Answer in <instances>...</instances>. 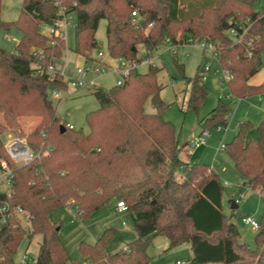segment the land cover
Segmentation results:
<instances>
[{"label":"trees","instance_id":"obj_1","mask_svg":"<svg viewBox=\"0 0 264 264\" xmlns=\"http://www.w3.org/2000/svg\"><path fill=\"white\" fill-rule=\"evenodd\" d=\"M193 1L198 5L185 9V0H61L75 13V52L86 61L98 48L96 33L106 20L110 59L141 64L159 45L177 41L179 34V45L189 39L218 42L219 65L232 76L230 95L241 100L264 94V84H249L263 66L264 10L255 12L257 0ZM1 7L2 0L0 29H17L22 38L12 52L0 48V162L13 168L11 200L25 211L32 232L18 218L0 225V264H12L23 240L35 235L43 240L36 264H150L148 249L157 237L166 238L169 249L189 244L196 264H264V217L256 230L257 248L239 243V230L223 210L222 181L209 166L182 160L176 128L162 117L163 102L156 113L145 111L147 101L161 91L159 70L152 63L148 73L135 72L122 86L96 90L100 108L86 117L89 131L70 129L60 122L48 96L50 87L65 91L69 86L42 69L66 48L61 39L41 31L55 23L57 9L49 0H23L20 18L5 23ZM245 24L250 28L237 42L229 32H241ZM139 45L146 48V58L139 57ZM187 81L188 109L197 112L208 96L200 67ZM229 114L228 106L219 102L202 129L227 127ZM20 117L42 119L27 139L33 151L49 150L26 166L9 160L2 139L7 130L25 135ZM250 129V123H239L224 150L249 189L264 191V131L259 130L261 140L247 142ZM113 201L127 205L137 239L110 254L117 232L108 229L95 243L80 244L82 260H70L51 214L71 203L88 220Z\"/></svg>","mask_w":264,"mask_h":264},{"label":"rangeland","instance_id":"obj_2","mask_svg":"<svg viewBox=\"0 0 264 264\" xmlns=\"http://www.w3.org/2000/svg\"><path fill=\"white\" fill-rule=\"evenodd\" d=\"M197 6L198 3L193 0H185V9L190 4ZM1 18L6 23H13L20 18L23 0H2ZM193 6V7H194ZM256 11L264 10V0H257L253 4ZM190 11V10H189ZM76 17L75 14L66 28L65 46L69 55L70 66L84 64L82 57H76ZM107 21L101 20L96 33L98 48L92 51L91 55L96 56L99 50L107 56ZM46 33L45 28L42 29ZM21 33L17 29L5 31L0 29V48L8 51H14L16 45L21 39ZM181 34L177 41L173 42L179 45ZM176 46L174 51L170 48L168 42L159 45L151 54L150 61L159 71L157 82L161 86L158 98L164 104L162 117L164 120L172 123L177 132L178 147L182 148L181 158L186 163L206 164L212 167L214 174L219 177L224 186V213L235 224L239 230V243L247 244L251 249H256L255 242L256 230L250 225L245 224L243 218H251L260 224L264 217V196L259 192L248 193L246 189H241L244 179L237 172L234 163L229 158L227 152L220 151V147L226 146L233 139L238 125L250 123L251 129L247 134V142H256L261 140L260 129L264 131V94L252 96L246 99L237 100L230 95L227 84H222L220 75H217L219 60L208 52H203L196 44ZM139 57L146 58L147 51L143 45L137 47ZM65 54V51H64ZM110 67H116L118 61L106 57ZM263 66L260 71L250 79V84L259 86L264 84V53L261 56ZM200 66V74L205 75L203 84L208 89V96L200 109L195 112L188 109V99L191 91V85L187 79H193ZM208 66L209 71L205 72L204 67ZM149 71V65H142L138 73L146 74ZM118 76L107 69V73L96 80V86L75 90L69 87L67 90L60 91L62 100L53 98L54 88L48 90L49 101L56 110V115L60 122L72 126L75 130L89 131L87 124V115L97 111L100 108L99 102L94 96L96 90L108 91L116 86ZM155 98L149 99L145 104V111L150 114L157 112L154 106ZM219 102H223L229 108L228 126L223 127L222 131H217V125L210 127L211 138L207 145L188 152L189 143L202 132V122L210 115L212 110L217 107ZM42 119L40 117H20L18 123L25 134L7 130L3 133V146L9 136L21 137L27 140V136L32 134L39 126ZM29 144V142H28ZM43 149L44 143L41 145ZM46 148L42 152L46 155ZM45 151V152H44ZM48 152V151H47ZM184 172H179L183 175ZM260 191V190H259ZM264 193V191H260ZM235 201L238 209H231V203ZM117 202L113 201L96 211L90 219L80 218L75 207L66 206L63 210L54 211L51 216V222L59 228V235L65 246L70 260L81 259L79 246L82 242L89 244L95 243L108 229H115L116 238L108 248V253L114 254L126 247L129 243L137 239V233L134 230V221L129 212L122 215L115 212ZM77 211V212H76ZM29 235L32 229L30 221H23ZM42 236L35 235L31 239L26 237L20 244L12 264H36ZM29 252V256L26 252ZM151 257L150 264H176L178 261L186 264H196L193 259L192 250L189 244H183L173 249H169L168 240L163 237H157L148 249ZM68 264H70L68 262ZM85 264H93L87 261Z\"/></svg>","mask_w":264,"mask_h":264},{"label":"built area","instance_id":"obj_3","mask_svg":"<svg viewBox=\"0 0 264 264\" xmlns=\"http://www.w3.org/2000/svg\"><path fill=\"white\" fill-rule=\"evenodd\" d=\"M51 1L55 8L57 9V20L53 25H43V28L47 30L46 33H42L49 36L61 39L64 43L66 39V28L68 24L70 25V20L73 18L74 12H71L66 8L61 0H49ZM77 4L74 3V6ZM149 25L148 28H150ZM250 25L245 24L241 26V32L237 29L233 28L230 30L229 35L235 39L237 42H241L244 40ZM200 47L203 52H208L213 56L218 57V42H208V41H200V40H192L189 39L185 45H193L196 44ZM171 49L174 51L177 45L173 42H168ZM81 57V56H80ZM107 56H105L104 52L99 50L96 56H92L88 61L84 57V64L78 65L75 62L73 67L70 66L69 55L67 54V50L65 48V54L62 57L54 56L50 63L46 66L42 67L45 73L51 79H59L62 83L67 84V86L75 89L82 90L85 88H90L96 86V80L105 75L107 73V69H111L112 73L118 76L116 85L122 86L125 81L135 72H138V69L142 65H150V59L143 61L141 64L130 63L124 59H118V65L116 67H110L107 61ZM43 58V56H42ZM219 60V59H218ZM220 61V60H219ZM210 69L208 66L204 67V71L208 72ZM217 75H220V80L222 84H228V82L232 79V76L229 72L225 71L220 65L217 70ZM205 75L201 74L202 80H205ZM68 87V88H69ZM53 98L57 100H62L60 90L54 89L52 92ZM68 127L70 129H74L72 126ZM217 131H222L221 125L217 127ZM43 136H45L43 134ZM211 138L210 130H202V132L196 136L190 143V149L188 152H191L194 149H198L202 146H205L209 139ZM224 146L221 147V150H224ZM4 149L6 155L9 160L14 163L16 166H26L32 163L35 159H39L41 155H44L42 151L35 152L32 150L27 140L21 137H13L9 136L4 143ZM49 150H46V155ZM45 152V151H44ZM13 168L10 167L5 161L0 162V225L7 226L13 218L20 219V223L22 224L25 216V211L19 205H15L12 202V187H13ZM67 206L73 207L71 203H68ZM117 212L125 213L128 212V207L124 202L117 203ZM79 214V213H78ZM242 221L250 225L253 230H257L259 228V224L255 222L251 218H243ZM29 252H26L28 255ZM29 256V255H28ZM176 264H186L184 262L178 261Z\"/></svg>","mask_w":264,"mask_h":264},{"label":"crops","instance_id":"obj_4","mask_svg":"<svg viewBox=\"0 0 264 264\" xmlns=\"http://www.w3.org/2000/svg\"><path fill=\"white\" fill-rule=\"evenodd\" d=\"M76 57H80V56H76ZM77 60H75V62H76ZM152 63V62H151ZM200 67V66H199ZM249 84H250V80H249ZM251 85V84H250ZM257 86V85H256ZM156 108H157V106H159V105H157V104H155L154 105ZM240 123H242V122H240ZM237 131H238V128H237V130H236V133H237ZM236 133L232 136L233 137V139H234V136L236 135ZM198 136V135H197ZM195 138V137H194ZM210 140V139H209ZM207 145V144H206ZM220 151H222L221 150V147H220V149H219ZM224 151V150H223ZM183 160V159H182ZM185 162V161H184ZM186 163V162H185ZM187 164H189V165H192L191 163H187ZM197 164V163H196ZM203 165H206V164H203ZM207 166H209V165H207ZM210 167V166H209ZM210 170L214 173V170H216V168L215 169H213L212 167H210ZM216 174V173H215ZM243 178V177H242ZM243 186H241V189H246L247 190V194L248 193H255V192H259L260 193V195L261 196H264V193H262V192H260L259 190H251V189H249V187H248V185H246V182H245V180L243 181V184H242ZM222 202H223V207H224V199L222 198ZM231 205H232V203H231ZM238 209V208H237ZM115 212L117 213V214H120V215H122V214H124V213H118L117 212V205H116V208H115ZM126 213V212H125ZM168 244H169V241H168ZM170 245V244H169ZM191 247V246H190ZM192 250V249H191ZM192 254H193V252H192Z\"/></svg>","mask_w":264,"mask_h":264},{"label":"water","instance_id":"obj_5","mask_svg":"<svg viewBox=\"0 0 264 264\" xmlns=\"http://www.w3.org/2000/svg\"><path fill=\"white\" fill-rule=\"evenodd\" d=\"M154 104H157V105H160V104H161V101H160V99L158 98V96L155 97V102H154ZM60 131H61L62 133H65L66 128H65L64 126L61 125V126H60ZM237 208H238L237 203H236L235 201H233V202H232V205H231V209L235 210V209H237Z\"/></svg>","mask_w":264,"mask_h":264}]
</instances>
